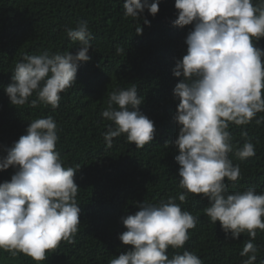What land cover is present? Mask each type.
<instances>
[{
    "label": "clouds",
    "instance_id": "clouds-1",
    "mask_svg": "<svg viewBox=\"0 0 264 264\" xmlns=\"http://www.w3.org/2000/svg\"><path fill=\"white\" fill-rule=\"evenodd\" d=\"M124 15L141 19L147 10L155 17L159 0H125ZM174 26H192L185 43L186 54L175 62L172 72L180 82L173 96L179 101L174 121L179 127L175 157L179 164V188L184 192L158 204L142 203L134 215L122 217L126 231L119 240L130 250L109 264H204L194 253L184 250L171 258L169 248L179 250L190 240L189 230L196 228L199 217L182 210L188 194L209 201L204 214L226 236L236 240L247 233L241 264H255L259 247L253 243L257 230L264 232V193L254 187L229 194L228 182L241 179L240 160L256 155L255 144L247 131L242 145L234 144L230 127L264 123V0H175ZM144 25L150 26L145 18ZM79 43L78 51L25 55L15 64L12 83L4 91L13 106L42 103L59 108L61 93L76 82L81 62L90 60L93 37L87 22L65 29ZM136 35L143 29L136 26ZM116 46L117 55L124 54ZM142 98L135 84L110 93L101 115L112 122L104 133L111 148L113 139L126 136L129 143L144 148L155 136L154 122L139 111ZM58 126L52 116L29 123L22 135L0 159V171L16 169L10 181L0 183V250L11 256L23 254L33 261L48 259L61 242L74 243L80 226V206L75 183L77 166L66 167L56 150Z\"/></svg>",
    "mask_w": 264,
    "mask_h": 264
},
{
    "label": "trees",
    "instance_id": "trees-1",
    "mask_svg": "<svg viewBox=\"0 0 264 264\" xmlns=\"http://www.w3.org/2000/svg\"><path fill=\"white\" fill-rule=\"evenodd\" d=\"M125 0H0V159L26 134L33 120L52 116L58 126L56 150L66 167L77 168L75 183L80 206V226L74 243L61 242L40 264H109L113 258L130 250L119 240L126 231L122 217L134 215L142 203L158 204L184 192L179 188V164L175 147L179 127L174 116L179 103L173 96L180 78L173 75L175 62L186 54L185 43L192 26H174L177 18L175 0H159V12L153 17L145 10L141 19L124 15ZM154 2V0H149ZM256 0H254V3ZM147 19L150 26L144 25ZM87 22L92 33L90 60L81 62L75 84L61 93L59 108L38 104L13 106L4 89L12 83L15 64L25 55L78 51L79 43L66 35V28ZM143 29L136 35V26ZM124 48L117 55L116 46ZM257 46L264 49V39ZM135 84L142 98L139 111L154 122L152 143L137 148L126 136L113 139L107 147L104 133L112 122L101 115L110 93ZM264 116L260 113L259 119ZM247 131L255 144L256 155L240 160L241 179L228 182L229 194L254 187L264 193V123L255 120L243 127L232 126L233 143L242 145ZM16 169L0 171V183L10 181ZM182 210L199 217L196 228L189 230L190 240L184 248H169L171 258L186 249L194 252L204 264H241L240 252L247 233L233 240L226 236L219 222L213 224L203 209L209 201L188 194ZM253 241L259 247L255 264H264V232ZM0 264H37L30 257L0 250Z\"/></svg>",
    "mask_w": 264,
    "mask_h": 264
}]
</instances>
